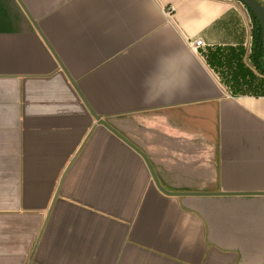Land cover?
Wrapping results in <instances>:
<instances>
[{
	"label": "crops",
	"instance_id": "0c3cea01",
	"mask_svg": "<svg viewBox=\"0 0 264 264\" xmlns=\"http://www.w3.org/2000/svg\"><path fill=\"white\" fill-rule=\"evenodd\" d=\"M252 27L232 0H0V264H264Z\"/></svg>",
	"mask_w": 264,
	"mask_h": 264
},
{
	"label": "water",
	"instance_id": "95a60500",
	"mask_svg": "<svg viewBox=\"0 0 264 264\" xmlns=\"http://www.w3.org/2000/svg\"><path fill=\"white\" fill-rule=\"evenodd\" d=\"M232 1L239 2L245 8L250 10L259 20V22L263 28V32H264V5L259 0H232ZM96 120H97L99 125L104 126L107 130H109L111 133L116 135L119 139H121L125 144H127L130 148H132L137 154H139L143 158V160L145 161L149 171L151 172V175L153 176L156 188L161 193H163L165 195H179V193L168 192L161 187V185L159 184V182L156 178V175H155V173H154V171H153V169L149 163V160L145 157V155L137 147H135L133 144H131L126 138H124L123 136H121L120 134L115 132V130L109 124H107L105 121L101 120L100 118H96Z\"/></svg>",
	"mask_w": 264,
	"mask_h": 264
},
{
	"label": "trees",
	"instance_id": "16d2710c",
	"mask_svg": "<svg viewBox=\"0 0 264 264\" xmlns=\"http://www.w3.org/2000/svg\"><path fill=\"white\" fill-rule=\"evenodd\" d=\"M247 11L249 12V15H250V18H251V22L253 24V27H252V34H253V39H254V45L252 46L253 47V51L251 53V56H250V59H251V63L252 65L257 69V71L259 73H261L262 75H264V63L260 62V58H259V53L262 52L264 50V42H260L258 39H259V36H263L264 35V32H263V28L259 22V20L257 19V17L250 11L247 9ZM263 55V54H262ZM208 58V56H207ZM218 72V71H217ZM219 74V73H218ZM248 76L251 78V80L256 84H260V87H259V91H264V87L262 88V83H261V80H264V79H260V78H257L255 77L253 74H248ZM219 77L221 78V82L226 85L227 87H229L228 85V81L227 79H225V77L222 76L219 74ZM260 82V83H259Z\"/></svg>",
	"mask_w": 264,
	"mask_h": 264
},
{
	"label": "built area",
	"instance_id": "2783aa9c",
	"mask_svg": "<svg viewBox=\"0 0 264 264\" xmlns=\"http://www.w3.org/2000/svg\"><path fill=\"white\" fill-rule=\"evenodd\" d=\"M189 46L194 52H198L200 49H204L205 48V44H204L202 39H197V40L191 41L189 43ZM245 51H246V56H247V58H248V60H249V62L251 64L250 56H251V53L253 51L252 45H247Z\"/></svg>",
	"mask_w": 264,
	"mask_h": 264
},
{
	"label": "rangeland",
	"instance_id": "374dc122",
	"mask_svg": "<svg viewBox=\"0 0 264 264\" xmlns=\"http://www.w3.org/2000/svg\"><path fill=\"white\" fill-rule=\"evenodd\" d=\"M262 2V1H261ZM259 73V72H258ZM259 74H261V73H259ZM262 75V74H261Z\"/></svg>",
	"mask_w": 264,
	"mask_h": 264
}]
</instances>
